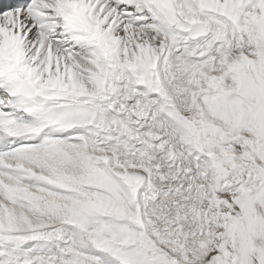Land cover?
<instances>
[{
	"label": "snow or ice",
	"instance_id": "6c2138e0",
	"mask_svg": "<svg viewBox=\"0 0 264 264\" xmlns=\"http://www.w3.org/2000/svg\"><path fill=\"white\" fill-rule=\"evenodd\" d=\"M0 264H264V0H0Z\"/></svg>",
	"mask_w": 264,
	"mask_h": 264
}]
</instances>
